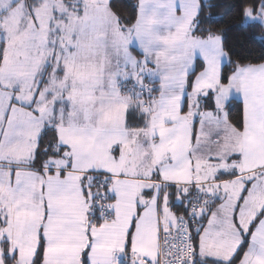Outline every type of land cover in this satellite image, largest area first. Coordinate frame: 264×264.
I'll list each match as a JSON object with an SVG mask.
<instances>
[{"label": "snow or ice", "instance_id": "snow-or-ice-1", "mask_svg": "<svg viewBox=\"0 0 264 264\" xmlns=\"http://www.w3.org/2000/svg\"><path fill=\"white\" fill-rule=\"evenodd\" d=\"M0 264H264V0H0Z\"/></svg>", "mask_w": 264, "mask_h": 264}]
</instances>
